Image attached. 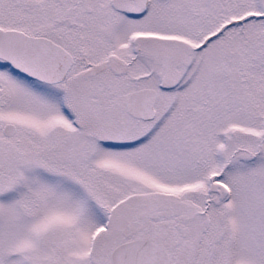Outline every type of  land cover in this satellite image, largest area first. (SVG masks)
<instances>
[{
	"label": "snow or ice",
	"instance_id": "snow-or-ice-1",
	"mask_svg": "<svg viewBox=\"0 0 264 264\" xmlns=\"http://www.w3.org/2000/svg\"><path fill=\"white\" fill-rule=\"evenodd\" d=\"M0 264H264V0H0Z\"/></svg>",
	"mask_w": 264,
	"mask_h": 264
}]
</instances>
